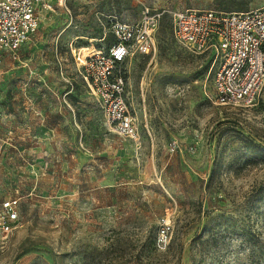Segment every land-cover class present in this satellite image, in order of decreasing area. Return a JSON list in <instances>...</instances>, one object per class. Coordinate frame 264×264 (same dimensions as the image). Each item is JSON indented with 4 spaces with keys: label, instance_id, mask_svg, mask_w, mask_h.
Returning <instances> with one entry per match:
<instances>
[{
    "label": "rangeland",
    "instance_id": "374dc122",
    "mask_svg": "<svg viewBox=\"0 0 264 264\" xmlns=\"http://www.w3.org/2000/svg\"><path fill=\"white\" fill-rule=\"evenodd\" d=\"M261 6L53 0L40 12L17 57L0 59V197L20 199L0 264H264V84L252 106L216 104L217 63L179 44L169 15ZM145 8L161 13L155 50L120 66L139 131L128 139L109 128L73 54L106 51L111 26Z\"/></svg>",
    "mask_w": 264,
    "mask_h": 264
},
{
    "label": "built area",
    "instance_id": "2783aa9c",
    "mask_svg": "<svg viewBox=\"0 0 264 264\" xmlns=\"http://www.w3.org/2000/svg\"><path fill=\"white\" fill-rule=\"evenodd\" d=\"M53 0H0V59L17 57L20 47L37 29L40 12L52 10ZM175 40L195 54L209 51L217 68L212 77L213 101L218 105L249 107L257 102L264 84V6L241 12L185 9L169 12ZM161 13L145 8L138 20L115 22L114 42L106 51L80 48L73 54L109 128L128 139L139 136L135 118L124 97L120 66L133 51L155 50L153 31ZM20 199L0 197V239L19 225ZM166 228L169 225L163 220ZM160 242L165 230L161 229Z\"/></svg>",
    "mask_w": 264,
    "mask_h": 264
},
{
    "label": "trees",
    "instance_id": "16d2710c",
    "mask_svg": "<svg viewBox=\"0 0 264 264\" xmlns=\"http://www.w3.org/2000/svg\"><path fill=\"white\" fill-rule=\"evenodd\" d=\"M251 196H252V197H251L252 199L255 198V197H257V198L259 197V199L262 198V196H258L257 194H253V195H251ZM263 199H264V197H263ZM249 203H250V201H249Z\"/></svg>",
    "mask_w": 264,
    "mask_h": 264
},
{
    "label": "crops",
    "instance_id": "0c3cea01",
    "mask_svg": "<svg viewBox=\"0 0 264 264\" xmlns=\"http://www.w3.org/2000/svg\"><path fill=\"white\" fill-rule=\"evenodd\" d=\"M204 10V9H203ZM208 10H212V9H208ZM216 11V10H215ZM247 11V10H246ZM241 12V11H240Z\"/></svg>",
    "mask_w": 264,
    "mask_h": 264
}]
</instances>
